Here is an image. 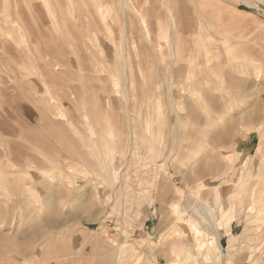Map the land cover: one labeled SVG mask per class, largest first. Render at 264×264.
Segmentation results:
<instances>
[{"label": "rangeland", "instance_id": "rangeland-1", "mask_svg": "<svg viewBox=\"0 0 264 264\" xmlns=\"http://www.w3.org/2000/svg\"><path fill=\"white\" fill-rule=\"evenodd\" d=\"M37 1L1 2V41H21L4 10L36 32ZM44 1L55 11L43 8L58 51L52 83L33 70L34 56L19 63L0 52V264H190L185 218L220 264H264V0H182L194 9L184 16L194 27L176 36L187 45L181 62L195 75L175 92L164 79L168 43L161 39L156 49L141 36L136 14L120 0H99L113 6L103 22L91 7L100 19L91 39L81 29L93 23L85 4L93 0ZM180 1L171 4L180 9ZM149 16L155 31L154 24L167 26ZM127 18L140 36L125 52L119 45ZM125 55L132 72L123 69ZM130 72L138 92L125 79ZM45 87L66 99L64 110L48 106ZM176 99L177 117L170 113ZM203 210L217 224L221 256L204 234Z\"/></svg>", "mask_w": 264, "mask_h": 264}, {"label": "bare ground", "instance_id": "bare-ground-1", "mask_svg": "<svg viewBox=\"0 0 264 264\" xmlns=\"http://www.w3.org/2000/svg\"><path fill=\"white\" fill-rule=\"evenodd\" d=\"M64 1V0H63ZM92 1V0H91ZM101 1V0H100ZM99 0H93V2H88V3H85L86 6H87V9H88V19L90 18V20L94 23H92V25H87L86 27V30L84 31L85 28H82L81 29V33L83 35H85V37H87L88 39H91V35H89L88 33L90 31H95L94 28H96L97 30H100L99 29V25L100 24V19L102 20V22L104 21V19H107V15L111 17V9L112 7L110 5L106 6L105 3L101 4ZM103 1V0H102ZM116 1V0H115ZM135 0H120L122 4V9H124V7H129L132 11H134V13L136 14V17L137 19L139 20V23L142 25V30H140L138 27V29L141 31V36L143 35L145 37V39H147L148 41H150L149 43H152V45L158 49L160 48L161 46V43L159 42V40H163L164 42L166 41V43H168V46L170 49V54H172L170 57L171 60H169V65L168 67L166 68L167 72L165 75V78L168 82V89H169V92H175V87L174 86H177V84L179 82L182 81V79H185L186 81H189V83H191L190 79L192 78V75H195L194 72H192V67H190L188 65V62H186L185 64L181 62V59L183 58V51H184V48L187 47L186 43H184V41L182 42L181 40L179 41V37L176 36V33L180 36L183 35L184 37V34L186 33H193V31H190L192 30V28L194 27V22L192 19H187L185 20L184 16L185 14H190L194 9H191V8H188L187 4L186 5V2L184 1H180V4L178 3V7L180 5V9H177L176 7H173L172 4H171V0H149V2L153 3V7H152V10H148L147 6L145 8H143L141 5L138 4V0L135 1ZM158 4H156V2H158ZM189 1V0H188ZM209 1V0H208ZM3 2V3H6V4H13V3H9V0H0V3ZM12 2V1H11ZM22 2V1H21ZM86 2V1H85ZM104 2V1H103ZM19 3V2H18ZM65 3V2H64ZM111 5H112V2H110ZM60 4V3H59ZM114 4V3H113ZM207 4V3H206ZM2 5V3L0 4ZM9 5V6H10ZM14 5V4H13ZM25 5V4H24ZM57 5V4H56ZM62 5V4H61ZM211 5V4H210ZM209 5V6H210ZM115 6V5H114ZM193 6V5H192ZM1 7V6H0ZM7 7V6H6ZM5 7V8H6ZM12 7V5L10 6ZM61 7V6H60ZM64 7V6H63ZM62 7V8H63ZM91 7H96V13L98 14V17H100V19H97L95 14L93 13ZM190 7V5H189ZM9 8V7H7ZM16 8V7H15ZM33 8L34 10L36 11L37 13V22H35L36 24V32L34 31V28L32 30H30V28L26 25V24H21L17 19L15 18H12V15H13V12H12V15L9 14L11 12H6L7 10H4V15L6 17L7 20L11 21L14 26H16V30H17V37L19 39H21V41L18 43L17 47H14L12 44H10L8 41L6 40H3V37H2V41L0 40V52L3 54V55H7L11 60L14 59L16 60V62H19L21 63L23 61V59L30 54V56H34L33 57V64H34V67H33V70H37L38 69V72L40 73V75H46V76H50V81L52 83V81L54 80L55 78V72L57 73V71H54L52 69V67H56L57 65H54L56 63H52L53 62V58L56 57V54L58 53V51H56L52 44L50 43V39L49 37L51 36L52 34V25L51 26H47V21L48 19L45 20V13L43 12L44 9L47 10V12H50L48 14H51L52 16H54V12H52L53 8L51 9V4L50 2L49 3H45L44 0H41L40 3L39 1H37L36 3L33 4ZM44 8V9H43ZM1 9V8H0ZM4 8H2L1 11H3ZM104 10V11H103ZM192 10V11H191ZM15 11V10H14ZM23 11V10H22ZM21 11V12H22ZM126 11V10H125ZM201 11V9L199 10ZM202 11H204L202 9ZM66 12V11H65ZM151 13V15H153V17L157 18V20L159 22H162L165 21V23H167V26L161 30V26L160 24L156 21V23L158 24H154L155 26H159L158 29L159 31H155L153 29V22L149 21L150 20V17L149 14ZM193 13V12H192ZM196 13H199V12H196ZM194 12V15L196 14ZM203 13V12H202ZM17 14H20V11H17ZM22 14V13H21ZM206 14V13H205ZM119 15V14H118ZM209 15V14H208ZM207 15V16H208ZM14 16V15H13ZM148 16V17H147ZM183 16V17H182ZM196 16V15H195ZM194 16V17H195ZM19 17V16H18ZM109 17V18H110ZM120 17V16H119ZM55 18V17H54ZM149 18V19H148ZM196 18V17H195ZM198 18V17H197ZM53 19V18H52ZM199 19V18H198ZM50 20V19H49ZM54 20V19H53ZM197 20V19H196ZM200 20V19H199ZM202 20V19H201ZM2 21V20H1ZM106 21V20H105ZM153 21H155L153 19ZM54 23V22H52ZM56 23V21H55ZM204 23V22H203ZM86 24V23H84ZM134 25V23L132 22V20L129 18H127V20H125V30H121L122 32L120 33V36L123 35V37H121V43H120V51L121 50H125L126 49L131 50L132 51V47L136 46L138 44L137 42V38L140 36L138 35L137 33H135L134 30H137V29H134V26H130V25ZM2 25V24H1ZM105 26V25H104ZM156 26V27H157ZM207 26V25H206ZM206 26L204 25L205 29ZM51 27V28H50ZM108 28L109 31L112 32V29L109 27V26H106ZM123 27V26H122ZM1 28V36L5 35V33H2L4 31V27L0 26ZM161 28V29H160ZM72 29H73V26H72ZM103 28H101L102 30ZM208 30V29H207ZM139 31V32H140ZM206 31V30H205ZM209 31V30H208ZM51 32V34H50ZM103 32V30H102ZM156 33V37L153 35V33ZM207 32V31H206ZM97 33V32H96ZM9 34V36L11 37L12 35L10 33H7ZM115 34V33H114ZM205 35V34H204ZM0 36V37H1ZM59 36V35H58ZM61 36V35H60ZM212 36V34H211ZM58 38V37H57ZM182 38V37H180ZM24 39L27 41V45L25 46V48H22L21 44H22V41H24ZM31 39H34L33 42H36L39 40V42L37 43V46L35 47H31L28 43L30 42ZM140 39V38H139ZM110 40V39H109ZM205 40V38H204ZM17 41V38L14 40V43H16ZM41 41V43H40ZM64 41V40H63ZM72 42V41H71ZM143 42V41H142ZM205 42V41H204ZM60 43V42H59ZM63 43V42H62ZM78 43V42H77ZM165 43V45H166ZM66 44V43H65ZM151 45V46H152ZM66 46V45H65ZM40 47V48H39ZM61 50V49H60ZM106 50V49H105ZM115 50V49H114ZM160 50V49H159ZM117 51V50H116ZM163 51V50H162ZM57 52V53H56ZM72 52V51H71ZM124 53V52H123ZM192 53V52H191ZM96 54V52H95ZM66 55V54H65ZM74 55V54H73ZM72 55V56H73ZM169 55V53H168ZM1 56V55H0ZM69 56V55H68ZM128 56V54H127ZM126 55L125 56H120L121 57V60L123 59V63H124V66H123V69H129V71L132 70V64L130 63V58L128 60V57ZM119 57V58H120ZM159 57V56H158ZM157 57V58H158ZM80 58V56H79ZM156 58V57H155ZM154 58V59H155ZM160 58V57H159ZM8 60V59H7ZM76 60V59H75ZM112 60V59H111ZM140 60V59H139ZM158 60V59H157ZM77 61V60H76ZM84 61V59H83ZM160 61V60H159ZM168 61V60H167ZM82 62V60H81ZM80 62V63H81ZM85 62V61H84ZM140 62V61H138ZM79 63V65H80ZM4 64V63H3ZM49 64H51V66L49 67ZM83 65H85L84 63H82ZM142 64V62H141ZM222 64V63H221ZM143 65H145V63L143 62ZM119 66H122V65H119ZM60 67V66H59ZM84 67V66H83ZM87 67V66H85ZM94 71L96 72H101L103 70V68L100 66V68H98L95 64H94ZM144 69V68H143ZM83 71L85 69H82ZM86 70L88 71V67L86 68ZM66 71V70H65ZM86 71V72H87ZM59 72V71H58ZM70 72V71H69ZM68 72V73H69ZM85 72V71H84ZM132 72V71H131ZM130 72V76H128V74H125L124 76L125 79L127 78V81H130L131 82V87L132 89H136V92H138L137 90V87H133L135 86L134 83H133V77H132V74ZM61 73H66L64 72V70L61 71ZM60 73V74H61ZM124 73V72H123ZM126 73V71H125ZM128 73V72H127ZM85 74V73H84ZM83 74L82 77H84L85 75ZM92 74V73H90ZM231 74V73H230ZM57 75V74H56ZM145 75H146V72H145ZM232 75V74H231ZM235 75V74H234ZM18 76V75H17ZM26 76V75H25ZM54 76V78H53ZM63 76V75H62ZM65 77V76H64ZM63 77V78H64ZM86 77V76H85ZM84 77V79H85ZM22 78V77H21ZM88 78V77H87ZM195 78V77H194ZM210 78V77H209ZM23 79V78H22ZM40 79V78H39ZM197 79V78H196ZM88 80V79H87ZM208 80V79H207ZM210 80V79H209ZM49 81V83H50ZM66 81V80H65ZM195 81L194 83H198L200 81L198 80H194ZM205 81V80H204ZM48 83V84H49ZM65 83V82H64ZM84 83V82H83ZM127 83V82H126ZM206 83V81H205ZM25 85V84H24ZM124 85V84H123ZM66 86V85H65ZM53 87V86H52ZM51 87V88H52ZM59 87V86H58ZM190 87V86H189ZM49 89V87H45V88H42V90H46V94L43 97L44 101L48 104V106L54 110H58L59 106L62 110L63 109V104L65 102L66 99H63L62 97H58L55 92H52V89ZM210 88V87H209ZM222 88V87H221ZM56 90V89H55ZM211 90V89H210ZM214 90V89H213ZM66 89L63 88V93L62 96L64 97V95H66L65 93ZM130 89H126V97H127V100H128V107L131 105V101H132V95L130 93ZM2 92H4L5 94L9 92V89L8 88H5ZM186 92V91H185ZM208 92V91H207ZM211 93V92H210ZM221 93V92H220ZM1 94V93H0ZM3 94V95H5ZM172 95H174L173 93H171ZM176 94V93H175ZM232 94H234L232 92ZM52 95L55 96V99H52ZM177 95V94H176ZM25 96V95H24ZM233 96V95H232ZM6 97V96H5ZM1 98V97H0ZM60 98V99H59ZM34 99V98H33ZM172 99V98H171ZM32 100V98H31ZM59 100V101H58ZM1 102V101H0ZM2 102H4L2 100ZM32 102V101H31ZM60 102V103H59ZM59 103V104H58ZM175 103V104H174ZM174 103H173V107L170 106V113L171 114H175L176 117H177V113L180 112V110L182 111V108L181 106H179L178 104V100H174ZM3 104V103H2ZM62 106H61V105ZM136 104V103H135ZM5 105V104H4ZM7 105V104H6ZM57 105V107H56ZM224 105V104H223ZM66 106V105H65ZM209 106V105H208ZM5 107V106H4ZM202 108V107H201ZM224 108V107H223ZM153 109V108H152ZM39 110V109H38ZM37 110V111H38ZM127 114L130 113V108H127ZM133 111V110H132ZM154 113L155 111L152 110ZM228 111V110H227ZM183 112V111H182ZM190 112V111H189ZM6 113V112H5ZM134 114V113H133ZM138 114V113H137ZM191 114V112L189 113ZM227 114V113H226ZM3 115V114H2ZM1 115V116H2ZM135 115V114H134ZM141 115V114H140ZM139 115V116H140ZM7 116V115H6ZM136 116V115H135ZM154 116V115H153ZM182 116V115H181ZM3 117V116H2ZM1 117V118H2ZM156 117V116H154ZM179 117V116H178ZM185 117V116H184ZM5 118V117H4ZM44 118V117H43ZM136 118V117H135ZM47 119V118H46ZM180 119V118H179ZM12 120V119H11ZM40 120V119H39ZM1 121V120H0ZM7 118H6V122H7ZM25 121V120H24ZM48 121V120H47ZM169 121V120H168ZM180 121V120H179ZM179 121H178V124H179ZM2 122V121H1ZM43 122V121H42ZM39 123V122H38ZM181 123V122H180ZM3 125L2 126H5L4 124H7V123H2ZM46 124V123H45ZM131 124V123H130ZM182 127H183V123H181ZM44 125V124H43ZM103 125V124H102ZM118 125H120L118 123ZM124 125V123H123ZM41 126V125H40ZM45 126V125H44ZM48 126V124H47ZM122 126V125H120ZM56 127V126H55ZM154 127V126H153ZM120 128V127H119ZM22 129V128H20ZM44 129V128H43ZM105 129V128H104ZM155 130V128H154ZM36 131V130H35ZM106 131V130H105ZM135 132V130H133ZM189 131V130H188ZM37 133V131H36ZM43 133V132H42ZM39 134H40V131H39ZM107 139H108V134L106 135ZM125 140V139H124ZM122 141V140H121ZM125 145V144H124ZM127 145V144H126ZM257 170V169H256ZM263 170H264V165H263ZM260 175H262V177H264V171L263 173H261ZM51 178V177H50ZM263 179V178H262ZM240 183V182H239ZM238 183V184H239ZM242 183V182H241ZM262 184V183H261ZM248 191V190H247ZM262 193L264 194V190L263 188L261 189V193L260 195H262ZM183 197V196H181ZM255 199V198H254ZM189 204V202H188ZM263 204V203H262ZM182 205V204H181ZM189 206V205H188ZM181 207V206H180ZM178 204H176V207L175 209L178 210ZM200 208V207H199ZM198 209V208H197ZM186 211V210H185ZM194 211H196V209H194ZM199 212V210H197ZM263 212V211H262ZM200 213L202 214L203 218L207 221V225L204 226V234H211L213 236V242H211V244H215V250H218L219 251V254L221 256V254H223V246L221 244V241H220V233H219V230H218V227H217V224L214 223L213 220H210V218L206 215V212L203 210V211H200ZM190 215V214H189ZM185 218V217H184ZM185 221V225H184V229L186 230V232L188 234L191 235L190 237V248L185 250V254H186V251H187V255L185 256L184 259L188 260L189 258H191V260L193 261L192 263L190 264H220L219 263V256L215 253V255L217 257H214L212 258V256L208 253L211 250V247H209L208 245V248L206 250H203V248L206 246V244L204 243L203 240L199 239L201 237L199 236H202L201 234V229L199 227H197L196 224L195 225V229L194 231L192 230H189L190 227V218H185L184 219ZM216 224V225H215ZM184 230V231H185ZM192 232L194 234H192ZM203 233V232H202ZM187 234V235H188ZM205 234V235H206ZM186 235V238L189 236ZM189 238V237H188ZM205 238V237H204ZM202 239H203V236H202ZM185 245V244H184ZM206 246V247H207ZM184 248V247H183ZM180 252V251H179ZM202 252L203 254H206L205 257H201L202 255ZM211 253V252H210ZM213 253V252H212ZM210 255V256H209ZM213 255V254H212ZM184 256V255H183ZM223 256V255H222ZM223 259V258H222ZM181 260V259H180ZM178 261V260H177ZM181 262V261H179ZM178 262V263H179Z\"/></svg>", "mask_w": 264, "mask_h": 264}]
</instances>
